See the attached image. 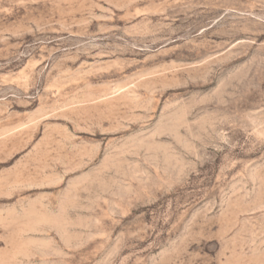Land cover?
Returning <instances> with one entry per match:
<instances>
[{
	"label": "rangeland",
	"instance_id": "1",
	"mask_svg": "<svg viewBox=\"0 0 264 264\" xmlns=\"http://www.w3.org/2000/svg\"><path fill=\"white\" fill-rule=\"evenodd\" d=\"M0 264H264V0H0Z\"/></svg>",
	"mask_w": 264,
	"mask_h": 264
}]
</instances>
